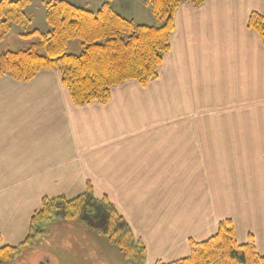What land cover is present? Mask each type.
<instances>
[{
    "label": "crops",
    "instance_id": "obj_1",
    "mask_svg": "<svg viewBox=\"0 0 264 264\" xmlns=\"http://www.w3.org/2000/svg\"><path fill=\"white\" fill-rule=\"evenodd\" d=\"M254 13L264 19V0L182 4L158 77L112 88L105 105L76 107L58 71L0 78V248L26 241L42 199L104 196L100 176L114 174L104 198L160 257L187 256L191 240L228 220L238 244L252 237L264 256V42L249 28ZM203 81L215 90L202 93ZM152 194L171 195L161 216L143 200Z\"/></svg>",
    "mask_w": 264,
    "mask_h": 264
},
{
    "label": "trees",
    "instance_id": "obj_2",
    "mask_svg": "<svg viewBox=\"0 0 264 264\" xmlns=\"http://www.w3.org/2000/svg\"><path fill=\"white\" fill-rule=\"evenodd\" d=\"M30 1H0V41L7 37L13 25L25 26L30 22L25 14ZM145 1L156 18L154 25L125 18L109 2L97 11H90L65 0L50 1L46 21L51 30L47 34L33 31L26 35V38L37 36L40 39L28 49L0 54V78L10 76L20 82H29L41 72L58 71L76 107L91 103L105 105L110 101L112 88L129 81L147 86L158 77L164 57L170 51L178 8L189 4L199 9L206 0ZM249 28L264 42V19L260 15L252 14ZM74 40L81 42L83 50L79 55L67 52L69 43ZM107 201L104 198V206H93L92 215L95 218L105 216L106 236L111 227L121 235V216ZM48 203L49 200H45L42 209L34 214L30 234L23 244L0 248V264H12L19 250L30 244L37 220L49 215ZM85 215L87 219L88 214ZM123 232L126 239L122 238V242L128 243L131 232L125 229ZM169 264H264V256L258 254L252 237L247 244H238L233 223L228 220L219 224L217 234L210 239L190 242L187 258Z\"/></svg>",
    "mask_w": 264,
    "mask_h": 264
},
{
    "label": "rangeland",
    "instance_id": "obj_3",
    "mask_svg": "<svg viewBox=\"0 0 264 264\" xmlns=\"http://www.w3.org/2000/svg\"><path fill=\"white\" fill-rule=\"evenodd\" d=\"M65 1L70 2L76 7L97 11L104 2L113 0ZM49 2L50 0L30 1L25 9V14L30 22L25 26H12L11 32L3 41H0V54L6 51L28 49L31 45L40 42L37 36L31 38H26L25 36L33 31H38L40 34H47L51 30L46 21L47 3ZM145 3V0L113 1L114 6L119 7L121 5L125 7V12H123V14L126 16L131 15L137 23L154 25L156 23V18L153 16L151 8ZM126 10L129 12H126ZM82 50L81 42L79 40H74L69 43L67 52L69 54L79 55ZM206 78L210 79L209 76ZM203 79V77H200V80ZM215 88L214 84H208L204 81L200 86L202 93L205 91L212 92ZM197 90H199V88H197ZM194 100L199 101L206 99L194 98ZM180 101L191 102L192 100L182 97ZM157 156L158 155L154 156V160L156 161ZM162 160L164 161V155H162ZM100 177L101 180L98 181V183L102 188L99 190L97 189L95 192L104 196L108 192L112 193L114 174H103ZM29 185L30 184H26L25 188H23L26 202L28 195L31 194L29 193ZM140 192L142 195L146 194L142 190ZM88 193L91 195L87 196ZM23 194H18L19 200L22 199ZM104 196L94 195L92 189L88 188L87 193L71 200L60 196L42 199V206L45 200H49V215L37 220V225L31 233L30 244L25 248H21L22 250H19V254L12 264H169L185 259L190 255V242H192V240L189 242V253L187 256L179 259L173 257L166 258L164 256L160 257V255L156 253V244L151 243L149 240L144 242L142 238L140 240L137 234L134 235L132 233L123 217H121L119 225L123 231L125 229V231L131 232V239L128 243L122 242L123 239H126L125 233L121 230L122 234H117V229L115 228V230L114 227L109 228L110 234L108 233L109 236H106L105 232H107L108 223L105 216L101 215L95 218L92 215L93 206L99 204L104 206ZM166 196H169L168 199L169 202H171V195L167 194H152L151 200L148 198H143V200L146 201L149 210L153 209L152 211L155 212L156 215H160V212L164 213L166 211L163 207H160L161 202ZM66 202H68V204ZM107 202L111 204L109 200ZM69 203H71V205H69ZM80 214H82V216H80ZM85 214H88L87 217L91 220L88 218L86 219ZM113 233L117 235L114 236Z\"/></svg>",
    "mask_w": 264,
    "mask_h": 264
}]
</instances>
